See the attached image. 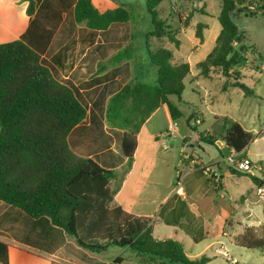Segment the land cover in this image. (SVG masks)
I'll use <instances>...</instances> for the list:
<instances>
[{
	"label": "trees",
	"instance_id": "obj_1",
	"mask_svg": "<svg viewBox=\"0 0 264 264\" xmlns=\"http://www.w3.org/2000/svg\"><path fill=\"white\" fill-rule=\"evenodd\" d=\"M24 1H28L27 13L32 16L34 0ZM164 1H145L152 25L145 45L148 61L156 67V83L133 79L106 105L107 125L123 132L122 152L127 162L122 176L70 149L67 137L87 114L75 90L58 81L41 55L22 39L0 44V201L31 219L48 218L53 226L94 254L118 247L135 251L145 264H210L212 258L206 254L188 256L180 241L157 239L152 219L133 215L115 201L122 177L132 166L138 134L151 115L166 104L173 120H196L185 116L170 99L173 95L181 98L191 67L188 62H174L173 51L160 45L167 38L176 48L180 46L160 13L159 6ZM237 13L264 16V0H223L218 16L221 29L213 50L197 63L198 76L210 78L219 70L225 78L224 91L239 88L252 96L253 89L243 81V69L249 66L247 48L241 45L243 34L234 20ZM73 17L77 24L93 31H105L113 24L132 20L127 6L121 4L102 12L93 0H76ZM197 27L196 37L203 44V24ZM223 122L219 137L239 157H247L254 133L229 117H224ZM219 137L209 134L201 139L216 147ZM225 164L227 171L237 173ZM249 178L256 187L264 184L255 175ZM230 242L264 252V236L255 227L232 235ZM10 248L8 242L0 240V264H10ZM123 260L117 257L113 264Z\"/></svg>",
	"mask_w": 264,
	"mask_h": 264
},
{
	"label": "crops",
	"instance_id": "obj_2",
	"mask_svg": "<svg viewBox=\"0 0 264 264\" xmlns=\"http://www.w3.org/2000/svg\"><path fill=\"white\" fill-rule=\"evenodd\" d=\"M34 2L35 12L29 16L28 1L0 0V44L22 39L32 49H37L34 50L58 81L75 90L86 106L87 114L67 137L70 149L78 156L92 158L105 169L118 171L122 176L127 162L122 152L123 132L107 125L105 110L112 95L127 82L139 79L134 72L133 54L138 53L141 68L148 63L145 36L149 30L136 35L122 34L116 31L122 27L113 24L105 31H93L74 21L76 0ZM93 3L102 12L118 6L111 0H93ZM48 23L51 27L44 26ZM134 40L137 42L133 43ZM174 62L186 61L181 57L180 61L175 59ZM141 68H137L139 73H143ZM197 76H192V81ZM159 112L167 120L163 130L153 127V119ZM174 121L164 104L142 126L132 166L122 177L115 201L133 215L152 219L153 234L157 239H175L193 247L205 244L198 253L202 254L227 239L222 232L230 221L228 209L234 211L235 197L227 199L223 195L226 190L224 179L232 177L234 184L239 186L249 183L251 179L245 173L250 172L237 170L236 174H231L226 168L220 171L217 164L224 158L219 151L214 157L208 155L209 162L204 163L196 151L206 144L198 142L203 133L195 131L183 135L177 128L171 133L169 130ZM196 133L198 137L194 139ZM206 134L212 133L207 131ZM187 144L193 148L191 151H186ZM234 153L231 150V156ZM184 154L195 159L184 160ZM246 156L251 159L248 152ZM225 162L228 163V159ZM203 165L212 166L221 177L210 180L201 169ZM164 167L168 171L166 177ZM169 168L173 169L172 173ZM178 180H181L180 188ZM244 198L247 202V197ZM244 214L249 220L250 212ZM0 240L11 245L10 264L17 252L53 264H109L97 256L107 251L91 253L76 244L62 229L53 226L48 218L31 219L2 201ZM129 250L123 249L117 257L123 258Z\"/></svg>",
	"mask_w": 264,
	"mask_h": 264
},
{
	"label": "rangeland",
	"instance_id": "obj_3",
	"mask_svg": "<svg viewBox=\"0 0 264 264\" xmlns=\"http://www.w3.org/2000/svg\"><path fill=\"white\" fill-rule=\"evenodd\" d=\"M145 1L119 0L116 2L117 5L127 6L132 14V20L128 24L118 23L115 25L122 27L116 31L122 34L135 33L136 35L151 29L152 25ZM222 5L223 0H165L159 6L160 13L168 25V30L175 34V38L180 41L181 46L176 48L174 43L167 38L162 39L160 45L172 50L173 58L176 61H180L181 57H184L191 67V75L185 79L186 87L181 98L173 95L170 99L185 116L196 117V120L200 121L196 123V120L192 119L188 122L184 117H181L177 120V130L181 131L183 135L197 131L203 133L202 136H204L207 131H211L212 135L219 136L222 133L224 117L239 122L246 130L255 135L254 141L247 148L252 169L250 173L245 174L248 177L255 175L264 179V16L245 13H237L234 16V20L243 34L241 45L247 48L245 56L249 67L243 69V81L253 89L254 95L246 96L241 89L232 87L224 91L225 78L219 70L213 72L210 78L197 76L198 78L192 81V76H196L200 72L197 63L204 60L215 46L221 29L218 16ZM198 24H203V44L196 37ZM44 26L51 27V24L48 23ZM136 42V40L133 41V43ZM34 49L37 51L36 48ZM132 59L135 61V75L142 81L155 84L157 81L156 67L148 61L145 67L141 68L138 53H134ZM137 68H141L143 73H139ZM153 124L154 128L165 129L167 126L166 116L162 112L157 113ZM197 137L196 133L194 139ZM201 137L198 142L202 141ZM179 144L181 145L182 142ZM202 145L203 148L196 149V151L203 162L207 163L209 162L208 155L214 157L218 149L207 143ZM185 149L191 151L193 148L187 144ZM188 156L185 158L184 154L183 159H195L192 155ZM232 156L231 158H240L236 153ZM227 164L233 167L230 159ZM169 169L172 173L173 169ZM167 172V167H164V177L167 176ZM232 180V177L224 179L226 190L223 195L227 199L235 197L232 203L234 211L231 208L228 209L230 221L227 222L226 229L222 232V235L227 239L224 238L222 244H216L213 249H208L202 254L198 253L205 244L193 247L184 243L186 253L191 258L206 254L212 258L210 264H264V252L237 247L230 242L232 235L243 231L246 227H255L258 229V234L264 236V199L260 198L257 193L256 188L258 187L255 188L251 180L248 181L249 183L244 182L239 186ZM244 197H247V202ZM248 211L250 212L249 220L244 214ZM225 232L226 234H224ZM122 251V248L112 247L106 253L97 256L100 261H108L109 264H112ZM14 256V262L11 264H53L20 252L15 253ZM123 259L121 264H145L133 250L127 251L123 255ZM85 264L87 263L85 262Z\"/></svg>",
	"mask_w": 264,
	"mask_h": 264
},
{
	"label": "built area",
	"instance_id": "obj_4",
	"mask_svg": "<svg viewBox=\"0 0 264 264\" xmlns=\"http://www.w3.org/2000/svg\"><path fill=\"white\" fill-rule=\"evenodd\" d=\"M178 126V123L176 121H174L171 125V128L169 130V132L173 133L176 128ZM188 155H185V158H188ZM234 157V156H232ZM232 161V165L233 167L241 172H250L252 169V164L251 161L247 158V157H240V158H229ZM201 169L203 171V173L212 180H216L219 178L220 174L218 171L213 170L211 168V166H207V165H203L201 166ZM264 181V179H263ZM178 186L179 188L181 187V180H178ZM257 193L259 194L260 198L264 199V184L261 185L260 187L257 188ZM221 253L225 254L223 251H221Z\"/></svg>",
	"mask_w": 264,
	"mask_h": 264
},
{
	"label": "water",
	"instance_id": "obj_5",
	"mask_svg": "<svg viewBox=\"0 0 264 264\" xmlns=\"http://www.w3.org/2000/svg\"><path fill=\"white\" fill-rule=\"evenodd\" d=\"M216 147L222 152L224 160L220 163V171L226 168L225 160L231 157V149L225 145L222 139L216 141Z\"/></svg>",
	"mask_w": 264,
	"mask_h": 264
}]
</instances>
